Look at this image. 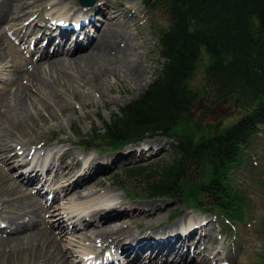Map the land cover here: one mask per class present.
<instances>
[{
	"label": "rangeland",
	"instance_id": "rangeland-1",
	"mask_svg": "<svg viewBox=\"0 0 264 264\" xmlns=\"http://www.w3.org/2000/svg\"><path fill=\"white\" fill-rule=\"evenodd\" d=\"M54 1L62 2L63 5L67 4L72 6L71 4H75L73 7L65 9V13L70 15L67 22L71 21L69 19L72 18L71 15H73L75 11L83 7L77 3L78 0H8L5 11L0 13V36L2 37H0V57L2 56L1 58L5 59V61L7 60L6 62L8 63L11 62L9 63V68L2 74L0 73V112L1 105L6 106L7 112L12 108L8 105L10 104L11 96L15 90L13 82L16 80L17 76L21 74V77L24 76L22 84L27 83L23 86L25 88L28 85V80L30 81V79H26L28 75L26 72L27 70L31 71L33 66L27 64L26 60L39 61L37 60V49L26 47L28 40L30 42L33 41L42 30H44V37L50 35V31L56 33L62 30L61 23L55 22V24H51L49 15L47 14L51 3ZM21 4L24 5L26 12L16 17V14L13 13L14 9H18L19 6L21 7ZM40 7L43 9L39 12H35V10ZM91 7L92 5L81 9L84 10ZM22 12L24 11H21L19 14ZM76 15L77 14L74 16ZM96 16L99 20L97 19V24L93 28L94 32L100 25L107 27V23H110V19L114 17V23L109 25H111V27L114 25L112 28L117 29L120 35H123L124 32L126 33L121 36L124 37V41L120 45L121 50H126V52H124L125 54L122 55V53L119 52L116 57L113 52L107 53L105 55L109 57V59L105 61L106 63L101 65L100 68H96V66L91 69V71L80 70L73 65L63 66L59 64L56 67H48L44 62H39V64H41V69H38L36 73L42 72L43 77L47 79H43L44 84L42 83L41 85L42 89L36 90L33 87L31 89L32 92L28 90L31 95L34 94L33 101L29 103L30 105L22 109L21 112L16 111L18 113L12 110V113L10 112V114L6 116L7 122L3 128L4 136L0 143L4 142L3 144L8 143V145L11 143L13 149L8 152H4V150L3 152L0 151L1 170L8 169L13 171L14 169H10L9 167H13L17 162L23 160L25 155L20 153L23 148L30 152V156L28 157L33 161L28 162L32 163H34L38 157L41 159L42 156H45L46 160L52 158L53 151L56 148L67 150L68 152L63 155L64 163L61 171L56 173L52 179L49 178V170L43 173V178L45 177V180H47L44 188L47 190H55V193H57L55 198L48 201V209L51 210L49 211L50 213L48 212L46 216H44L46 212L42 214L44 220L41 216L32 219L40 223L41 229L50 230L52 233L49 235L47 231L41 230L40 233L28 239L25 238L23 241H15L11 244L0 243V258L4 260V262L0 261V264H52L51 261L47 260V257H56V255L59 261L64 259L68 260L69 258L71 261L68 263L66 260L67 264H75L78 260L82 263L81 260L83 259L86 262L85 264H90L89 261L92 260L91 255L98 253L101 249L103 250L105 245L107 252L109 251L110 254L115 252L113 244L111 243H109V245L101 242L98 238L90 240L80 235L82 234V231H79L82 230V228H80V223L76 226L74 232L70 229L64 233H60L58 229L59 223L57 220H54L53 217L54 215L59 216L58 218L63 220L64 226H67V228L72 227V223H75L73 220H76L77 217L71 220L66 212L68 210H73L74 213L84 210L93 211L96 209L90 207L93 204L87 206L86 203L92 198L94 200V197H98L97 195L100 192L102 195H119V202L122 204L147 201L151 203L153 200H156L160 203L156 204V206L148 205L149 207L145 209L151 210L152 212L153 209L161 208L164 213L162 212L161 216H155V218L148 220L139 219L135 215L137 214L136 212L133 214V211H130V214H128V212L125 213L129 215L128 217H119V222L111 223V221H109V223H111L110 225L109 223L100 224L98 223L99 219H95V223H98V226L96 228H90L88 231L90 234H93L92 236L106 227L122 225L124 230L121 231L118 238L125 239V242H128L131 238L133 239V237H131L132 235L139 234L143 230L145 231V229L146 231H160L170 225L181 223V221H189V218L197 216L195 220L198 221L201 219H210L211 227H209L210 225L205 226L207 227V231L213 228L215 232L221 231L225 234V240L219 243V247L223 248L221 255L225 253L224 263L222 264H264V136H262L261 133H258L256 139L254 138V140L251 141V146L246 149L242 155V159L230 172L228 181L232 192L238 193L240 196L242 195V204L240 203L241 217L239 219L234 216L232 219L228 217L230 214L220 211H214L211 216H207L204 214V211H200L199 208L193 207L187 204L186 201H181L179 198H148L143 196H134L132 198L127 194L128 190L133 193H142L140 189L142 186L138 179L133 180L124 177L125 167L131 164L155 162L159 158L163 161H170L172 143H174L171 141V138L158 135L145 138L141 142H131L120 147L116 146L115 148L104 143L101 146H99L97 142L94 144L92 143L91 132H94V128L101 130L102 120L109 121L112 114L119 113V106H122L125 102L144 91L154 78L158 69H160L164 59L159 55L158 35L166 26L162 10L149 11L141 0H103L101 14ZM35 21L37 23L39 22L38 24H40V26L32 25ZM26 23L27 28H25L28 30L26 36L27 42H20L22 40L19 39V36L12 34V31L14 29H19L21 24ZM42 25H44L43 28ZM69 32L68 35H64L67 40H70L68 44L74 37V31ZM19 33L20 31L16 34L19 35ZM38 44L41 45V43H37L36 45ZM55 44L53 46H55ZM201 50L205 51V48L202 46ZM77 52H79V50H77ZM75 54L76 52L72 55L59 53L53 54L52 56L57 60L61 59L62 61L68 62L69 58L76 57ZM80 54L81 55L78 56H86V54H90V51L81 52ZM209 60V57L203 53V55L200 56L196 69H194L189 83L190 86L198 92V100L191 111L183 117L180 122V128L175 131L176 133H193L197 131L199 127V131H197L199 134L197 135L204 133L205 135L209 133L216 134L250 111L249 107L241 105L240 102L235 99L225 100L216 104L212 102V96L205 80V68ZM128 62L129 64L131 63L133 67H138L137 72H139V74L137 73L138 75L136 77L128 72L126 67ZM72 69L75 70L73 71ZM49 71L50 73H48ZM58 140H60L61 143H58ZM147 146L150 151L146 149ZM19 147L22 148L19 150ZM31 150H34L33 153H31ZM138 151L140 153H138ZM19 153L20 155H18ZM12 154H17L18 156H13ZM5 159L7 160L4 165ZM24 159L26 160V157H24ZM36 163L38 165L37 170L39 167L42 168L45 166V163L40 164L37 161ZM28 167L29 165L24 166V168L19 170L18 174ZM102 174L107 178L101 186H95L92 191L87 189L81 191L82 193H70L71 189L74 187L91 185L92 179ZM15 175L14 172L12 176ZM115 175L118 176L117 178L119 181L123 183V190L118 188L116 186L118 184H115L113 179H111ZM4 179L5 178L0 175V188L5 191V195L10 196L9 194H12L15 188L10 185L9 178L6 180ZM73 181L77 184H72L68 188L64 187L63 190L59 188L61 185H68L73 183ZM36 187L37 186L33 185L30 191L27 192H31L32 195L37 196L34 192ZM39 192H41L39 195L43 197H40V202L38 200L39 198H35L33 201V208L36 210H41L40 208H42V205H45V200L49 197V195L46 197L48 193L43 191L41 187ZM87 192L91 194L88 193V195L85 196ZM67 194H69L70 197L67 196V198H65ZM5 195L3 197H6ZM95 202L98 207L99 203L97 201ZM117 210L122 211V209L119 208ZM228 218H230L232 222H229ZM0 220L7 226V230L14 229L15 224H9L8 221L2 219V216H0ZM29 223H31V221ZM198 225H200V223H198ZM150 227L153 229H150ZM26 230L25 234L31 231L30 228ZM74 234L80 235V237L78 239L73 238L76 236ZM222 238H224V236H222ZM49 239L52 240L54 244L51 245ZM183 240V242L181 241V245H186L187 240ZM220 240L222 239L220 238ZM208 247L209 250L207 251H205L206 248H201L200 252L202 258H204L205 253L208 254L215 245L209 244ZM83 253H85V257H83ZM118 253L119 255L117 254V256H120L119 258L122 259V261H126L129 258V256L120 255V252ZM220 262L221 260L219 259L211 260L207 262V264H220ZM123 264L126 263L124 262ZM190 264L200 263L193 262Z\"/></svg>",
	"mask_w": 264,
	"mask_h": 264
},
{
	"label": "trees",
	"instance_id": "trees-1",
	"mask_svg": "<svg viewBox=\"0 0 264 264\" xmlns=\"http://www.w3.org/2000/svg\"><path fill=\"white\" fill-rule=\"evenodd\" d=\"M142 2L149 11L161 9L165 18L158 35L164 61L144 91L102 120L101 130L94 128L92 143L115 148L158 135L171 138L170 161L124 170V177L142 186V193L127 194L179 198L201 211L239 219L242 195L232 192L230 172L258 133L264 136V0ZM203 53L210 59L205 80L212 102L235 99L250 111L216 134L197 135L199 127L176 133L198 100L189 82ZM117 177L114 183L123 186Z\"/></svg>",
	"mask_w": 264,
	"mask_h": 264
},
{
	"label": "bare ground",
	"instance_id": "bare-ground-1",
	"mask_svg": "<svg viewBox=\"0 0 264 264\" xmlns=\"http://www.w3.org/2000/svg\"><path fill=\"white\" fill-rule=\"evenodd\" d=\"M7 1L8 0H0V13L2 11H5V9L7 7ZM102 4H103V0H96L93 3L91 8L82 10L81 8H83V7H81L79 10L75 11L73 15H71L72 18L69 19V20H71L70 22L78 21L80 26L79 27L77 26L78 28L74 30L75 38H74V40H72V42L69 44V46L65 48V50L63 49V47H65L67 42L64 38V35L65 34L68 35L70 33L69 31H72V30H66V33L65 32H63V33L59 32L57 34V41H56L57 44L54 48L51 46L50 42H48V41L53 40V34L52 33L50 35H48V41H45L44 35H43L44 30H42V32L33 41L30 42L28 40V42H27V38H26L27 33H28V30L26 29L27 23L21 24L19 29H14L12 31V34L19 36V39L22 40L20 42H27L26 47L28 46L30 48H33V46H34L35 48H37V52H36V53H38V56H37L38 59L37 60H39V61L37 62L35 60H30V59L26 60L27 64L33 66L31 71L27 70V72H26L28 74L26 79H30V81L28 80V85L26 86V88L23 87L27 83L22 84V79L24 78V76L21 77L22 74L18 75L16 80L13 82V85H15V90L11 96L10 104L8 105V106H11L12 108L7 112V110L5 108L6 106L1 105L0 141L3 140V136H4V134H3L4 129L3 128L7 122L6 116L9 115L10 112L12 113V110H14L15 112L16 111L21 112L22 109L28 107L30 105L29 103H31L33 101V96H34V94L31 95L28 92V90L31 91V89L33 87L36 90H39L41 88V85L43 83V79H45V78L43 77L42 72L36 73V71H38V69H41V66H40L41 64H39V62L40 63L44 62L46 65H48V67H50V66L56 67L59 64L63 65V66L73 65L80 70L91 71V69L95 68L96 66H97L96 68H100L101 65L106 63L105 61H107L109 59V57H106L105 54L113 52L114 56H116V57L118 56L119 52H121L122 55L125 54L124 52H126V50L120 49L121 48L120 45L124 41V37H121V36H123L125 32L123 33V35L122 34L120 35V34H118L117 29L112 28L114 25L112 27H111V25H109V24L114 23L113 22L114 17L112 19H110V23H107V27H103V25L102 26L100 25L99 27H97L95 32L93 31V28L97 24L96 21L99 20L96 15L101 14ZM71 5L72 6L67 5V4L63 5L62 2H55V1L53 3H51V5L49 7V11L47 13L49 15L50 23L53 24L54 22H58V21H63V22L67 21L68 18L70 17V15L65 13V9H69L70 7H73L75 4L73 3ZM42 9L43 8L40 7L39 9H36L35 12H39ZM21 11H24V12L19 14ZM25 12L26 11L24 9V5L21 4V7L19 6L18 9H14L13 13H15L16 17H18V16L24 14ZM75 14H77V15L74 16ZM114 16H116V15H114ZM92 17L94 18V20ZM81 22H83V23H81ZM38 23L35 21L32 25L40 26V24H38ZM41 24H43V23H41ZM115 25H117V24H115ZM12 26H10V27H12ZM14 26H16V25H14ZM43 26L44 25H42V28H43ZM42 28H40V29H42ZM18 31H20L19 35L16 34ZM125 42H126V40H125ZM37 43H41V45L40 44L36 45ZM24 45H25V43H24ZM35 45L38 47H36ZM131 46H133V45H131ZM77 50H79V52H77ZM87 51H90V54H86V56H78V55H81L80 54L81 52H87ZM75 52H76V54H75L76 57L69 58L68 62L62 61L61 59L57 60V59L53 58V56H52L53 54H59V53H65L66 55H72ZM1 57H0V73L2 74L4 71H6L7 68H9V66H10L9 63H11V62L8 63V62H6L7 60L5 61V59H2ZM35 62H37V63H35ZM126 67H127L128 72L131 75H133L134 77H136L139 74V72H137L138 71L137 66L133 67L132 64L131 63L129 64V62H128ZM43 69H45V68H43ZM72 70L74 71L75 69H72ZM57 71H59V70H57ZM95 71H96V69H95ZM48 73H50V71ZM73 74H74V72H73ZM76 75H77V72H76ZM45 80H47V79H45ZM147 80H149V79H147ZM82 82H84V81H82ZM38 92H37V94H38ZM18 112H16V113H18ZM19 114H21V113H19ZM10 120H9V122H10ZM4 139H5V137H4ZM57 142L61 143L60 140H58ZM3 143H0V151L1 152H3V150H4V152H8V151H11L13 149V145L11 143H9L10 145H8V143L7 144H3ZM21 148L22 147H19L18 149L20 150ZM146 149L149 150V147L147 146ZM33 151L34 150H31V153H33ZM66 152H68V151L67 150H60L59 148H56L53 151L52 158H50L48 160H46L45 156H42L41 159L39 157L37 158V161H41V162L45 163V166H44L45 170H49V173H48L49 178L52 179L56 173L61 171V168L63 167V163H64L63 162V155L66 154ZM20 153L25 155L24 157H26V160L23 157L22 161L17 162L13 167H9L10 169L13 168L14 169L13 171H10L8 169H6V170L2 169L3 170L2 171L0 169L1 177H4L5 178L4 180L9 178L10 179V185H12L15 188L14 192L12 194H9L10 196L5 195V191L0 188V216H2V219H5L6 221H8L9 224L10 223L15 224V227L13 230H6L5 228L7 226H5V225L3 226V228L0 227V243L3 242V243L11 244L15 241H23L25 238L28 239L29 237H33L36 234L40 233L41 230L47 231V233L49 235L52 233L50 230H46L44 228L41 229L40 223L39 222L37 223L36 220H32L34 217L36 218L38 216H41L44 220V216H46V214L49 211H51L48 209L49 206H48V200L47 199L45 200V205H42V208L39 207L41 210H36L35 208H33V205H34L33 201L35 200V198L36 199L39 198L38 200L40 202L41 201L40 197H43V196L39 195L41 193V192H39L40 187L44 183L43 182V180H44L43 171H39V170H43V169L40 167L38 170H35L36 164H33V170L31 172H24L21 170L22 172L20 174H18L19 170L24 168L27 161L30 160V158L28 157V156H30V152L26 151V149H24V148L21 149ZM20 153L18 155H20ZM50 154H51V152H50ZM12 155L18 156L17 154H12ZM27 157H28V159H27ZM6 160L7 159L4 160V165L6 164ZM14 172L16 175L12 176V174ZM106 178L107 177H105L103 174L100 176L98 175L92 179L91 185L88 184L86 186L74 187L71 189L70 193L75 194L76 192L85 191L87 189H89V191H92L95 188V186H101ZM32 183L33 184L41 183L40 187H37L34 190V192L37 196L32 195L31 192H27V191H30V188L33 186ZM60 184H62V183H60ZM72 184H77V183L75 181H73V183H71V184H68V185L65 184L64 186L61 185L62 187L61 186L60 187L58 186V187L61 190H63L64 187L68 188ZM108 185H110V184H108ZM88 193H90V192H87L85 194V196H87ZM4 195L6 197H3ZM56 195H57V193H55V191H53V196L56 197ZM44 196H46V195H44ZM65 196H66L65 198H67V196H69V194H67ZM97 196L98 197H94L95 198L94 200L92 198L91 200L89 199L90 201H88L87 203L85 202L87 204V206L90 204H93L90 207H93L96 209H94L93 211L84 210V211L78 212V213L70 216L71 220H73L75 217H77L76 218L77 221L73 220V221H75V223H72V227L67 228V226L63 225V220L61 218L59 219L58 218L59 216L54 215L53 216L54 220H57L59 223L58 224L59 225V227H58L59 232L64 233L70 229L74 232V229L80 223V225H81L80 228H82V230H79V231H82V234H80V235H83V237L90 239V240L98 238V239H100L101 242H104L107 244H109V243L113 244L115 254L117 253L119 255V253H118L119 251H121V252L125 251L126 253H128V256L130 258L128 259L127 263L125 262L126 264H190L193 262L196 263L195 260H193L191 258H185L184 257L185 252H183L184 254L180 253V251H182L181 250V246H182L181 243L184 240L177 233L182 231V229L185 226H188L191 223L198 225V223H200V221H202V219L199 221L195 220V219H197V216H196L194 218H189V221H187V220L181 221V223L179 222L178 224L170 225L163 230L161 229L160 231H150V230L146 231V229H145V231L143 230L139 234L132 235L131 237L134 236V238L133 239L131 238V240L128 242H125L126 241L125 239H122V238L119 239L118 238L121 231L124 230L122 225L121 226L106 227V228L98 231L94 236H92L93 234H90V232H88L90 228H96L98 226V223L106 224V223H109V221H111V223L119 222L118 221L120 219L119 217H121V216H125V217L127 216L128 217L129 216L128 214H130V211H133V214L136 212L137 214H135V215L139 219H148V220L155 218V216L156 217L161 216V213L163 212V210L161 208H156V209L152 208L153 209L152 212H151V210L149 211L148 209H145V208L149 207L148 205L156 206V204L160 203L159 201L157 202L156 200H153V202H151V203L147 201V202H138V203H131V204H122L119 202V195H105V194L102 195V193L100 192ZM95 201H97L99 203V204L97 203L99 205L98 207L96 206ZM87 206H85V207H87ZM118 208L122 209V211H118L117 210ZM44 212H46V213L43 216L42 214H44ZM127 212H128V214H125ZM95 219H99L98 223H95ZM30 221H31V223H29ZM111 223H109V225ZM166 225H168V224H166ZM207 225L211 226V223L207 222L205 224V226H207ZM27 228H30L31 231H29L28 233L25 234V232L27 231L26 230ZM150 229H153V228L150 227ZM190 231H191V229H189V232ZM73 232H69V233H73ZM74 235H76V234H74ZM80 235H76L73 238L78 239L80 237ZM168 235H170V236L168 237ZM170 242H174V243L170 244ZM43 243H46V242H43ZM50 243H51V245L54 244V242L52 240H50ZM105 247H106V245L103 247V250L101 249V251H99L98 253H96L94 255V259L96 260V264H102L103 262H105L106 260H110L111 258L114 260L116 259L115 255L113 253L110 254L109 251L107 252ZM173 252L178 254V257L176 259L167 258V255L169 253H173ZM59 254H60V252H59ZM101 254H102V256H101ZM53 255H55V254H53ZM59 257H60V255H59ZM47 260L51 261L52 264H67L66 263L67 259L59 261V258H57V255H56V257L55 256L50 257V258L47 257ZM0 261L4 262V260H1V258H0ZM70 261L71 260L68 258L67 262L70 263ZM204 263H207V262H204ZM75 264H82V263L80 262V260H78L75 262Z\"/></svg>",
	"mask_w": 264,
	"mask_h": 264
},
{
	"label": "water",
	"instance_id": "water-1",
	"mask_svg": "<svg viewBox=\"0 0 264 264\" xmlns=\"http://www.w3.org/2000/svg\"><path fill=\"white\" fill-rule=\"evenodd\" d=\"M96 0H78L80 6L87 7L93 5Z\"/></svg>",
	"mask_w": 264,
	"mask_h": 264
}]
</instances>
